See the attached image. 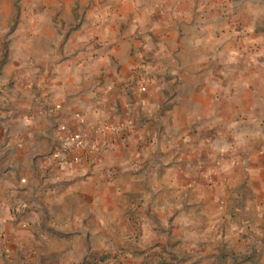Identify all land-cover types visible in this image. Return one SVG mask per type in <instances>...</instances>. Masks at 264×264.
Returning <instances> with one entry per match:
<instances>
[{
  "label": "crops",
  "instance_id": "obj_1",
  "mask_svg": "<svg viewBox=\"0 0 264 264\" xmlns=\"http://www.w3.org/2000/svg\"><path fill=\"white\" fill-rule=\"evenodd\" d=\"M54 1L20 11L0 68V264L90 241L51 227L84 203L161 264L191 241L264 264V0Z\"/></svg>",
  "mask_w": 264,
  "mask_h": 264
},
{
  "label": "rangeland",
  "instance_id": "obj_2",
  "mask_svg": "<svg viewBox=\"0 0 264 264\" xmlns=\"http://www.w3.org/2000/svg\"><path fill=\"white\" fill-rule=\"evenodd\" d=\"M55 3L54 0H0V68L5 62L8 53V40L7 35L13 26L16 24V20H19L20 11L23 16V20L26 19V12L30 9H42L45 6L51 7ZM14 16L11 18V16ZM166 53H162L161 58L165 61ZM169 59L175 62L177 55L169 51ZM46 67V66H45ZM40 68H42L40 66ZM162 71L170 74L174 70V64L164 63L161 67ZM42 74V73H41ZM166 75V74H165ZM167 79H171L169 75ZM8 83V81H7ZM10 84V82H9ZM141 91V90H140ZM72 213L76 212L77 219L75 224L54 225L51 226L57 230H75L82 231V234H86L90 237V241H74L75 235L72 233L66 234V237L62 242L67 243L68 248L54 249L57 243L54 238L43 240V242L37 243L38 250L35 256H31L32 263L36 264H161L160 255H155V250L151 249V245H147L143 240L138 237L137 225L135 235L129 239L126 234V227L123 223H116L115 225L100 224L94 221L99 220L98 217L90 214L94 211L92 208L76 206L71 210ZM152 233H154V227L150 226ZM148 229V227H147ZM113 230V233H110ZM67 240V241H66ZM82 244V249L85 245L88 246L92 243L95 250L86 251L84 255L74 254L71 248L74 244ZM213 243V244H212ZM88 244V245H87ZM150 244V242H148ZM188 250L177 246L175 249H180L174 256V264H239L242 261H246L244 256H234L231 248L226 249L224 246L221 249L218 248L217 242L212 241H191L188 243ZM212 245V246H211ZM217 247H215V246ZM210 247L212 249L210 250ZM182 251V252H181ZM92 252V253H90ZM236 253H239L236 251ZM8 254L7 251L1 253L2 256ZM77 255V256H76ZM31 263V264H32ZM22 264H25L22 262ZM28 264V262L26 263ZM247 264H250L248 261Z\"/></svg>",
  "mask_w": 264,
  "mask_h": 264
},
{
  "label": "built area",
  "instance_id": "obj_3",
  "mask_svg": "<svg viewBox=\"0 0 264 264\" xmlns=\"http://www.w3.org/2000/svg\"><path fill=\"white\" fill-rule=\"evenodd\" d=\"M139 89L142 91L143 87H140ZM108 129L109 127L107 125H102L100 126L99 131L101 130L106 131ZM85 144H86V137L81 132H69L59 139L60 148L65 152L84 150ZM88 146H89L88 147L89 150L95 149L94 143L88 144ZM78 159L79 158L77 155L72 157V160H78Z\"/></svg>",
  "mask_w": 264,
  "mask_h": 264
}]
</instances>
